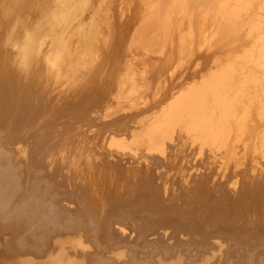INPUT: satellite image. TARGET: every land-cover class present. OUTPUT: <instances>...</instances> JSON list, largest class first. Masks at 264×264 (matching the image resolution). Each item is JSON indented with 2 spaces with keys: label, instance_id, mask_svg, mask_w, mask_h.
Wrapping results in <instances>:
<instances>
[{
  "label": "bare ground",
  "instance_id": "obj_1",
  "mask_svg": "<svg viewBox=\"0 0 264 264\" xmlns=\"http://www.w3.org/2000/svg\"><path fill=\"white\" fill-rule=\"evenodd\" d=\"M162 2L164 7L160 11L156 1H146L152 6L143 7L145 22L159 26L170 33L177 31L179 18L184 16L180 6L181 0H163ZM97 3L99 0H44L38 3L34 0H0V92L2 94L0 96L2 97L0 99V264H264V174H262L264 172H260L261 168L264 169V164L259 162L264 160V16L261 19L254 17L253 24L246 29L244 41H239L238 13L234 9V4H231L226 22L212 35L213 38L216 37V44L229 47L226 58L215 62L213 68L210 66L212 69H208L207 74L202 75L198 83L186 87L183 84L184 88H179L181 89V91L178 90L179 92L171 93L168 99L166 98L171 91V86L167 87L164 95L160 94L164 86L160 78L167 70L168 64L156 68L153 72L149 70L151 74L148 75L144 70L145 75L135 77L136 67L134 68L130 60L120 62L119 57L117 58L119 64L115 60L117 65L115 68L110 65L106 67L103 64L93 70L94 77L100 73L101 75L98 76L99 80L90 86L88 93L95 92L101 97L107 85L111 84L114 96V99L110 97L111 102L109 98H104L105 106L102 107L101 113L96 110L97 115L93 111L95 116L87 114L82 120L75 121L54 118L56 116L54 107L51 108L55 116L47 115L49 111H44V114L41 108L43 103L46 104L44 98L48 96L45 95L48 88L45 84L47 88L45 90L41 82L45 80L51 84L52 77L55 80L61 77H74L88 61V58L84 60V56L93 55V58L95 56L98 58L96 47L101 42L98 40L101 29L98 30L97 22L95 24L96 14L93 11ZM260 8L264 14V0ZM85 9L87 12V9L92 11V15L89 13L91 17L87 14L90 17L87 16L88 22H86L87 17L82 16ZM203 19L205 18L189 20V23L194 25V29L198 28L199 44L207 41L202 26L198 27ZM96 21L99 20L96 18ZM196 25L198 26L195 27ZM32 27L41 30L39 36L36 37L32 33ZM99 27L102 28V26ZM180 27L182 28L181 25ZM105 28L108 29L104 26ZM177 33L179 34L180 31ZM40 38L47 48L46 46L42 48L41 43H37L36 46V43L33 44ZM176 38L172 39L174 44L177 43L174 45L177 50L176 56L181 57L184 39L176 40ZM19 40L23 45L19 43ZM20 44L22 45L20 54L23 55L22 59H25V63L21 64L14 57L18 53L12 55L15 52L11 50V47H18ZM171 46L173 47V44ZM21 49L14 50L21 51ZM35 49H38V53L32 51ZM41 49L45 50H42L43 54L38 57L37 54ZM126 55L122 56L126 57ZM170 58L172 61L171 56ZM28 63L40 64L43 67L41 76H36V73L41 71L42 67L37 66L39 67L37 71L34 66L32 71L34 77L29 79V74L26 73L31 69L29 67L31 64ZM137 66L141 68L140 64ZM27 67L29 70L26 69ZM136 86L147 93L150 90L152 102L147 95L145 96L146 93H143L144 99H140L141 102L131 99L130 103H124L123 94L126 91H130L129 94L134 92ZM56 88L54 85L52 89ZM107 92H105L106 95ZM84 95L85 98L91 97L82 92L74 100H80L84 98ZM124 95L128 96V94ZM146 97L149 100L148 103ZM155 97L156 99H153ZM105 99L108 101L107 105ZM13 102L33 107V111L31 109L20 120L8 125L4 116H7L6 111L11 108ZM132 110L136 111L132 112ZM149 110L152 113L149 112L150 115L142 121L135 120L132 125L131 122L126 121V124L130 126L122 125H125L122 119H137L136 117H139L141 113L144 114ZM121 111L131 113L127 114L128 116L119 115ZM117 113L118 115H115ZM75 125L80 127L77 128ZM177 135L180 136L178 137L180 142H182L181 139L186 141L185 145L182 142L184 147L187 146L184 149L193 153L194 157L201 156L204 151H210L213 155L217 153L219 158L220 154L228 155L229 158L224 156L225 162L233 159L234 163H231L238 167L243 157H240L238 153L244 151L247 157L251 153L250 157L253 156L251 160L245 156L246 162L250 160L251 164L245 165L243 171L247 170L246 166H249L250 169L247 168L251 172L250 175L257 172L259 174L257 173L256 177L251 176L255 179L250 180L251 184L248 182L249 186L246 188L243 185L242 188L238 186L237 183L240 180L235 174L232 176V172V174L229 172L226 173L227 175L224 174L226 179L222 182L223 184L213 183V179L210 181L208 179L211 178L210 174L216 171L206 162L209 164H205L207 169L205 171L201 169V173L202 171L204 173L196 176L199 178L197 183L200 182V186L195 189L188 188L186 194H183L184 200L174 196L182 200V203L186 201V204L182 205L179 202L180 205H178L177 202L175 203L177 205L165 207L167 209L161 211L155 207L160 206L159 196L165 190L168 180L161 177L162 174L159 171L162 168L159 165L162 162L159 161L158 156L164 158L166 153H169V151L166 152L167 148L177 145L175 143ZM68 146L73 149L72 153L75 157L77 155V159L85 154L88 158L87 162L95 167L99 162L107 163L104 166L107 167L105 169L109 175L117 174L121 181L124 174H127L128 178L133 176L134 180L127 179L126 183L123 181L124 183L120 182L118 185L120 195L116 194L123 197L120 199L117 197L120 201L117 205L115 202L112 211L111 208L108 209L109 214L107 213L106 218H102L104 214L102 216L96 214L99 215L96 217L95 209L93 214V210L84 208L83 204H81L82 208L74 204L84 191L78 190L74 193V190L63 182L67 178L65 171L71 165L69 163L66 170L62 167L72 150ZM66 147L68 151L64 149ZM62 148L66 150V153ZM246 149L250 152L246 153ZM217 155H214V160ZM212 156L209 157L211 160ZM75 157H69L72 160L69 161L74 162ZM152 158L157 161L155 165L160 168L157 169L159 176L152 170L154 165L150 168L154 164H149ZM166 160L167 158L163 163L167 162ZM67 162L65 166L68 165ZM241 164L240 166H243L244 161L243 165ZM99 165L96 169H99ZM74 166L76 165L72 167ZM122 166H124L123 170H121ZM216 166L218 165L214 167ZM233 166L231 165L232 168ZM115 167H119L118 173H115ZM223 169L224 166L221 170ZM167 171H165L166 174ZM236 171L243 172L239 169ZM248 171L244 172L245 175L249 174L246 173ZM178 172L177 170L174 174ZM165 173L162 176H166ZM244 173H242L243 176ZM175 175L171 180L174 186L178 181L184 182L185 178L189 177L183 174L182 179L179 175ZM216 175L219 177V174L216 173ZM69 177L70 175L68 179ZM110 177L109 180H112ZM218 177L213 176L217 179ZM230 181L234 185L233 188L228 189L225 186V190L224 183ZM110 183L113 186V182L110 181ZM207 183L210 187L212 186V190L215 187L216 191L210 190ZM210 183L213 184L210 185ZM208 188L214 194L211 197L206 195ZM128 190L132 193L135 191L136 196L140 197L143 194L144 197H148V203L133 200V198V201H130V196L128 198L123 195ZM166 190L169 189L166 188ZM193 191L198 194L194 198H197L196 200L193 199L196 194ZM209 193L208 195L211 194ZM171 194L179 193L174 189ZM177 199L175 200L179 201ZM189 199L197 203L190 204L191 201L187 202ZM189 204V207L185 206ZM246 205H253L254 212H259L256 213L257 218H251L253 220L248 218L250 215L253 216V213L245 216V213L248 214L251 211H245ZM97 209L99 211V207ZM188 211L193 212L194 218L196 215L200 217V219L197 218L198 221L196 220L197 228H193L194 232H192V226H195L194 220L191 218L192 225L188 218L190 216L187 215ZM209 212L212 213L211 217ZM186 228L192 230V233H184Z\"/></svg>",
  "mask_w": 264,
  "mask_h": 264
},
{
  "label": "rangeland",
  "instance_id": "obj_2",
  "mask_svg": "<svg viewBox=\"0 0 264 264\" xmlns=\"http://www.w3.org/2000/svg\"><path fill=\"white\" fill-rule=\"evenodd\" d=\"M41 1H44V0H34L35 3H38V2H41ZM146 1H148V0H99V3L96 4V7H94V10H93V11H95V14H96L95 17H94L95 24H96V22L98 23V24H96L98 26V30L101 29V31H102V29H104V26L107 27L108 29L105 28L106 31H104L105 30L104 29L103 30L104 33L102 31V33L104 35L100 31V35L98 36L100 38V39L98 38V40L101 41V42H99V44L97 42L98 47H96V51H97L96 54L98 55V58L96 56L93 58V55H90V56H87L86 55V56H84V60H86L88 58L87 59L88 61H86L85 67L80 68L81 70L79 69L80 72L77 73L76 76H74L75 78L74 77H66V78H62L61 77V78H59V80L56 79V80H58V83L56 84V80L52 77L51 78L52 81L49 79L51 81V84H50L49 81H45L44 80L46 83L43 81L44 86H43V83L41 82V86L42 87L45 88V84H46V87L48 88V90H46L47 88H45V90H46L45 91V95L46 96L48 95V96L44 98L45 99L44 102H46V104L45 103H43L44 105L42 104V108L41 109L43 110V112L44 111H49V114L47 112V115H49V116H55V114H56V116L54 118H59V119L62 118V119H66V120L67 119H70V121L82 120V118L84 116H86L87 114L92 115V116H95V114L97 115L98 113H101L102 112L101 111L102 107L105 106V103L103 102L104 101V98H109L110 100L109 99H107V100H109L111 102V98L114 99V96H113V93H112L113 91H112L111 84L107 85V87H106L107 90L104 88L105 89L104 90V94L101 97L98 96V93H95V92H93L92 94H89L88 93L89 90H90L89 89L90 86H93L94 83L99 80L98 79L99 78L98 76L101 75V73H100L99 75H97L96 77H94L93 70L95 68L99 67V65H103V64L106 67L108 65H110V67H114L115 68V66H117L115 60L118 61L119 57L121 59V60H119L120 62H125L127 60H130L132 62V64L134 65V68L136 67L135 68L136 69L135 70V74H134L135 77H140L141 75H145L146 73L143 72L144 70L147 71V75H148V74H151V72H153V70H155L156 68H161L165 64H168L167 70L164 71L163 76H161V78H160L162 80V86L164 85L163 86V90H162V92H160V94H163L164 95L167 92V89H168L167 87L169 86V88H170V86H171V91H170V93H168L169 95L166 98V99H168L171 93H176V92L181 91V89H179V88H182L183 89L184 86L186 87L187 85H193L194 83H198L199 82V79L202 78V75H205L206 72H208L210 69L213 68L215 62L224 60V58H226L227 51H228V48L229 47H227V46L221 47V45L216 44V37L213 38L212 35H214V31L218 27L222 26L226 22L227 17L229 15V12L231 10V4L232 5L234 4V9L238 13V18H239L238 19V25H239L240 31H239V33L237 35L239 37V41H242L244 39V37H245V35L247 33V30L246 29H248L249 27H251V25L254 22V17H260V19H261L264 16L263 12L260 10L261 9L260 8L261 7V4H262V0H181L180 6H181V8L183 10L184 16H180V18H179L180 21H178L179 25H178L177 31H180V33L178 34L177 31L175 30L174 32H171L172 33L171 34L170 31L163 30L159 26H156V25H154L152 23L149 24V23H146L145 22V20L143 18L144 12H142L143 7H146L147 8V7L152 6V5H150V3H146ZM150 1H153V0H150ZM155 1L158 3L159 10L162 11L163 10V7H164L163 6V2H162L163 0H154V2ZM235 2H237L236 5H235ZM146 4H148V5H146ZM87 10H88V12L85 9L84 13L82 14V16L84 15L83 17H87L88 16L87 14H89V13L92 15V11H90V9H87ZM150 10H151V8H150ZM146 11H148V10H146ZM90 14H89V16H90ZM202 17H204L205 19H203V21L201 22V25L200 26L196 25L195 27H197V26L198 27H201L202 26V30L205 31V34H206V37L205 38L207 39V41L205 43L202 42V43L199 44V42H198L199 39H197L198 38V36H197V29L198 28L194 29V25L192 23H189V20L196 19V18H199L200 19ZM87 18H86V20H87L86 22L89 21V18L88 19ZM96 18L99 21H96ZM38 22L40 23V21H38ZM187 22H188V26H187ZM108 24H110V25L109 26H106ZM190 24L192 25V27H191ZM180 25L182 26V28L180 27ZM99 26H102V28H100ZM192 28H193V30H192ZM179 29H182V30H179ZM167 30H169V29H167ZM40 31L41 30H38L37 27L36 28L35 27H32V33H34V35L36 37L40 35ZM192 31H194V32H192ZM167 32H169V33L167 34ZM174 35H175V37H174ZM100 36L101 37L104 36V37H102V39H101ZM176 37L178 38V40H179V38H183L184 39V45L182 47V53L180 55L181 57H179L178 55H177L178 57L176 56L177 50H176V48H175L174 45H176L177 43L175 42V44H174L173 43V40H172V39H175ZM177 38H176V40H177ZM23 40H24V38H23ZM37 40H36V42L33 43V44L36 43L35 46L37 45V43H39V44L41 43L42 44V48L44 46H46V48H47V45H45L43 43L44 41L41 38L40 39H37ZM19 43H21L20 40H19ZM21 44L18 45V47H15V46L14 47H11L12 48L11 50L13 52H15V53L11 52V53H13L12 55H15L16 53H18V55H19L22 52V49H21L22 47L20 48V46H22L23 44L22 45ZM172 44H173V47L174 48L171 46ZM196 45H197V47H194ZM16 46H17V44H16ZM170 46H171V49H170ZM192 47H194V48H192ZM15 48H16V50H17V48L18 49H21V51H15L14 50ZM34 48H36V47H34ZM169 49H170V52H169ZM190 49L191 50L193 49V50L191 51ZM194 49H196V51ZM42 50H45V49H41L40 53L37 54V56L43 54ZM32 51H34V53H36V52L38 53V49H35V50H32ZM174 51H175V53H174ZM117 54H118V56H117ZM16 55L14 57H15L16 61L19 60V61H17L19 64L25 63L24 62L25 59L24 60L22 59V56H23L22 54L19 55L20 57L18 55L17 56ZM115 55H116V57H114ZM122 55H124V56L126 55L127 59L125 60L126 57H124ZM170 56L172 57V61H170L171 60ZM119 61H118V64H119ZM107 62L109 64H107ZM113 62H115V63H113ZM110 63H112V64H110ZM135 63H138V64H135ZM28 64L30 65L31 63H28ZM139 64H140L141 68H138L137 65H139ZM34 66H36L35 68H36L37 71H38L39 67H42L40 64L36 65V63H34L33 65L31 64L29 66L31 68L30 70H29V67H27L26 69L29 70V72L27 71V73L26 72L25 73L27 75L29 74V77L26 74L25 75L29 79H31L32 76L34 77V73L32 72ZM37 66H39V67H37ZM40 69H42V70L41 71L39 70V72H37L39 74L36 73V76L37 75L41 76L40 75L41 74L40 72L43 71V67L40 68ZM113 69H111V70H113ZM30 73H32V74H30ZM42 77H44V76H42ZM44 78H46V77H44ZM53 79H54V82H53ZM52 82L55 83L54 84L55 85V88L56 87H58V88H56V89L53 90L52 88H54V85L52 84ZM32 83H34V81ZM59 83H62L63 85L62 84H59ZM187 83H189V84H187ZM38 84H40V82H38ZM183 84H185V85L183 86ZM51 85H53V86H51ZM109 86H111V87H109ZM92 90L95 91L94 89H92ZM141 91H143V92H141ZM82 92H85V94L91 95V97L90 98H85V95H84V98H81L80 100L78 99L79 101L78 100H74ZM105 92H107V95L105 94ZM109 92H111V94H108ZM129 92L130 91H126L124 93L126 95L128 94V96H125L123 94V98H125V100H123L124 103L125 102L126 103L127 102L130 103L129 100H131V99L136 100L137 102L138 101L141 102L142 100H140V99H144V97H142L143 96V93H146L145 96L147 95L148 99L150 98L149 99L150 102H152V100H151V96H152L151 94L152 93L150 92V90L147 93L143 89H141L138 86H136L134 92H132L130 94H129ZM0 96H2L1 92H0ZM147 97L145 99H147ZM1 98L2 97H0V99ZM137 98H138V100H137ZM148 99L146 100V102L147 101L149 102ZM153 99H156V97L153 98ZM105 101H106V99H105ZM107 102L108 101H106V105H107ZM100 104L102 106H99ZM24 105H25L24 103H16V102H13L12 105H11L12 110H11V108H9V110L6 111V109H5V111L7 112V114H6L7 116H4V117H5V122H7L8 125L14 124L18 120H20L24 116V114L26 112H29L31 109H32L31 111H33V107L30 108V107H26V105L25 106ZM46 107H47V109H46ZM51 107L52 108L54 107L53 109H56V111H55L56 113L53 112V109ZM112 107L115 108L116 106H112ZM15 109H16V111H14ZM34 110H36V109H34ZM50 110H51V112H50ZM96 110H97L98 113H95ZM153 110H155V109H153ZM93 111H94L95 114L92 113ZM135 111L136 110H134V111L132 110V112H135ZM16 112H17V114H16ZM74 112H75V114H74ZM149 112H150V110L149 111H146L145 113H149ZM50 113L52 115H50ZM130 113L131 112H129V113L128 112L127 113H122V111H121L119 113V115H121V114L123 115L124 114V116H128L127 114H130ZM145 113L144 114L141 113L139 117H136L137 119H131V120H129V119L128 120L127 119L126 120L125 119H122V122L125 123V125L124 124H122V125L123 126H128L129 124H126V121L131 122L130 123L131 125H132V122L133 121L135 122V120H136V122H140L143 119L147 118L150 115V113H152V111L149 114H145ZM8 114H11V115L8 116ZM44 114H45V112H44ZM115 115H118V113L115 114ZM71 117H72V119H71ZM84 124L85 125L86 124L88 125V123H84ZM75 126L77 128L80 127V125L79 126L78 125H75ZM75 126H73V127H75ZM62 127L63 126H61V128ZM65 127L67 128V126H65ZM61 128H59V129H61ZM84 128H85V126H84ZM178 137H180V136L177 135L175 137V143H177V145L174 144L175 145V146L173 145L174 147L169 146L170 148L168 147L167 150H166V152L169 151V153L168 152L166 153V155H165L166 157L164 156L165 159L167 158V160H166L167 162L163 163L165 161V159L162 158L161 156L160 157L162 159H160V157L157 155L159 161L162 162L159 165L162 168L160 171L157 170V169H160L159 166L158 165H155V164H157V161L156 160H154L152 158L154 161L152 160V162L149 163L150 165L152 163H154V164L151 165L150 168H152L154 166L156 167V169L154 167V168H152V170H153L154 173L156 171V173H157L156 175L157 176H159V174H160L159 172H161V174L164 175L163 173H165V171H167L168 169H170V170H168L169 173H168V171H167V174L165 173L166 176H162L161 175L162 179H165L166 178L168 180V182L166 183L167 185L165 184V187L167 189H169V190L171 189V191L169 192V190L167 191L166 188H165V190H164L165 193H164V191H162L161 194H160V196H159V202H160L159 205L160 206L158 207L156 205L155 208H158L161 211H164L165 209L170 208V207H172L174 205H177V204L178 205H180V204L184 205V203L186 204V201H184V203H182V200H184L183 199V194L184 193L186 194V191H188L187 190L188 188L189 189H195V188H198V186H200V182L197 183L198 182L197 180H199V178L196 177V176L204 173L205 169H207L206 168L207 166L205 164H207V165L211 164V166H212L211 169L215 170L216 173L219 174V177H218L216 175V173H214L213 171H211L214 174L213 173L210 174L209 177H211V178L208 179V181H210V180L213 179V181H212L213 183H215V182L216 183L221 182V184H223L222 182H225L224 179H226L225 178V176L227 175L226 173L227 172H229V173L232 172L233 173L232 176H234V174H235L236 177H237V179L239 178L238 180H240L237 183V184H239L238 186L240 188H242V185H243V187L246 188V186L247 187L249 186V183L251 184V181L250 180H253L254 181V179H255V178L253 179L251 176L256 177L259 174V172H257L258 174L257 173H254L253 175H250L251 172L248 171V168H249V166L251 164V163H249L250 160H251L250 158L253 157L252 155L250 157V154L251 153L248 154L249 157L246 156V154L244 153V151L240 152L241 155H240V153H238V155L240 157L243 156L242 158L244 160L242 158H241V160L244 161V165H243V161L241 162V160H240L239 166L237 167L236 165L233 164L234 163V160L233 159H228L229 158L228 155H223L222 154V156H221V154H220V158H219V155H217V153H215L214 155H217V156H215V160L218 158V161H216V162L214 160V155L211 154L210 151H204V153L206 152L205 154H207V155H205L204 153H202L201 156L194 157L192 155L193 153H190V151H188L189 152L188 153L184 149V148L187 147V146L186 147L183 146V144L185 145V142L186 141L184 142V140L181 139L182 142H184L182 144V142H180V139ZM67 142H65V143H67ZM69 146H70V144H69ZM69 146H68V148L71 150L72 148L69 147ZM68 148L66 147L64 149H66L68 151ZM174 148H175V150H174ZM64 149H63V151H64ZM170 149H172V150H170ZM66 150L64 151L65 153H66ZM70 150H69V152H70ZM246 150H247V152H246ZM246 150H245L246 153L250 152L249 149H246ZM72 151H73V149L71 150V153L67 152V154L69 153V156L67 154H65V155H67V157H66L68 159L67 161H69L72 157H75V154L73 155ZM210 154H211V156L213 155L212 156V158H213L212 160L210 159L211 156H209L210 158L208 157V155H210ZM185 155H186V157H185ZM224 156H227L228 157L227 158L228 160H226V162H225ZM245 156L250 159V160L248 159L249 162L248 161L246 162L247 159L245 160V158H246ZM69 157H71V158L69 159ZM153 157H154V155H153ZM188 157H190V158H188ZM193 157H194V159H193ZM75 158L76 159H74V162H72V163L70 162L72 160H70L69 162L66 161L68 163L67 166H65L66 165L65 164L66 162H64L65 160H63V162H64L63 165L64 166L62 165V167H64L63 169H65V170L68 169L66 167L69 166V163L72 166L73 165H76L74 167H72L71 165L69 166V169L65 171L66 172L65 175H66L67 178H65L64 181H63L69 187H71L72 190H74V193L77 192L78 190L79 191H84L83 194H81V196L77 200H75L74 204H76L80 208H82L81 204H83L84 208H87L90 211L93 210L92 213L94 212V209H95L96 212H94L95 214L94 213L93 214L96 217H98L100 214H101L100 216H102L104 214L105 216L103 215L102 218L103 217L106 218L107 215L109 214L108 209L111 208L110 210L112 211V209H114L115 202H116V205H117V202L120 201V200H117V199L118 198L120 199L121 197H123L122 195L120 197V196H117V194H116V193L119 192L118 191V189H119L118 188L119 187L118 185L120 184V182H123V181H125V183H126L127 179H130L132 181L133 176L131 175L128 178V177H126L128 175L127 174L126 175L124 174L126 178L124 177V175H122L123 177H122V181H121V180L118 179V175L117 174H113L114 176L113 175H109V172L106 171L107 167H105L107 165V163H104V164L102 163L101 164L99 162L98 163V165L100 164L99 167H98L99 169H96V167L98 165H96V167H95V165H92L90 162H87L88 161V158L85 157V154L83 156H81L80 158H78V159H77V155H76ZM195 158L196 159H200V160H196ZM155 159H157V157ZM76 160H77V162H75ZM262 161L260 160L259 162L261 164H264V160H262ZM206 162H208L209 164L206 163ZM213 162H215L216 164L213 163ZM219 162H221V164ZM231 162H233V163H231ZM127 163H129L128 160H127ZM166 163H168L169 165L166 164ZM224 163L226 164V166H225ZM228 163H230V164H228ZM246 163H249V164H246ZM163 164H166L167 167H166V165H164L165 167L164 166L162 167L161 165H163ZM240 164L243 165V166H240ZM215 165H218V166L214 167ZM222 165L224 166V169L223 170H221L223 168ZM231 165L232 166L234 165L233 166L234 169L231 167ZM245 165H249V166H246V169L247 170H245V171H248V172H246L247 174L249 173L248 175H245V173H244L245 171H243V169H245ZM101 166H102V168L100 169ZM221 166H222V168H221ZM227 166H230V167H227ZM93 167H95V168H93ZM189 167H191V168H189ZM242 167H244V168H242ZM115 168H116L114 170L115 173H118V170L119 169L117 170V168H119V167H115ZM163 168H164V170H163ZM194 168H195V170H194ZM225 168H226V171H225ZM230 168L233 171L230 170ZM235 168L237 170L239 169V171L242 170L243 172L240 171V173H238ZM240 168H242V169H240ZM70 169L72 171H70ZM123 169H124V166H122L121 170H123ZM201 169L204 170V171H202V173H201ZM177 170L179 171L178 173H176L177 176L179 175L182 178V176L184 177V175L185 176L187 175V176H189L191 178L186 177L185 178L186 181L181 182V183H179V181H178L177 182L178 185L175 184L176 186H174L173 185L174 183H172L171 180H172V178H174V175H175L174 173L177 172ZM220 170L223 173H221ZM261 170H260V172H264V169L261 168ZM61 171H62V169H61ZM97 171H98V176H97ZM68 172H69V174H68ZM99 172L101 174H99ZM63 173L61 174L62 176H63ZM242 173H244V176L248 177L249 179L248 178L246 179V177H244ZM224 174H226V175L224 176ZM240 174H242V175H240ZM262 174H264V173H262ZM68 175H70L69 179H68ZM109 176H111L110 179H112V180H109ZM213 176L214 177L215 176L218 177V179L217 178H213ZM220 176H221V179H220ZM239 176H243L244 179H242L243 177H239ZM209 177H207V178H209ZM63 178H64V176H63ZM98 179H100L101 181H99ZM234 179H236V178H234ZM65 180H67V181H65ZM110 181L113 182V186L110 183ZM189 182H191V183H189ZM231 182L232 181H230V182H228L226 184L224 183V186L223 187L226 186L228 189L233 188L234 185H232ZM213 183H210V185H212ZM69 184H71V185H69ZM207 184H208L207 187H210L209 186V183H207ZM168 185H169V187L171 186L173 188L167 187ZM238 186L237 187L235 186V188L238 189L239 188ZM211 187H210V190H212ZM220 187H221V185H220ZM226 187H225V190H226ZM76 188H78V189H76ZM214 188L212 190L213 192L216 191V190H214ZM174 189H176L177 193H179L180 195L179 194H174V195L171 194V192L174 191ZM129 190L127 192H124L123 193L124 197H127V196H128V198L131 197V200L130 201L139 200V201H144V202L148 203L147 202L148 201V199H147L148 197H144L143 194H141L140 197H139V195L136 196V192L135 191H133V193H132V191H129ZM182 190L184 191L183 193H182ZM210 190H209V188H208V191L206 189V192H208V193L210 192L211 193V194L209 193L210 195H208V193L206 194V192H205V194L208 197L209 196L211 197L212 195H214V194H212L213 192L210 191ZM196 191H193V192L196 193ZM167 192H168V195H167ZM144 194H146V193H144ZM118 195H120V194L118 193ZM169 195H171V196H169ZM197 195H198L197 193L194 194V196L192 195L193 196V199L195 197H197ZM145 196H148V195L146 194ZM162 196H163L164 199L162 198ZM174 196L175 197L178 196L182 200L180 201V199L174 198ZM132 198H133V200H132ZM142 199H144V200H142ZM166 199H168V201H166ZM175 199H177L179 201H176ZM191 199H189L187 202L191 201L192 203L189 202L190 204L197 203V202H193L197 198L194 199L193 201ZM173 200L175 202H171ZM179 202H180V204H179ZM175 203H177V204H175ZM190 204L189 205H185V206H188L189 207ZM101 205H102V208H101ZM110 206H112V207H110ZM246 206H248V207L250 206L249 209H247L248 207H246ZM246 206L244 207L245 208V211L246 212L248 210L249 211L251 210V211L250 212L248 211L249 212L248 214L245 213V216L253 213L252 214L253 216L250 215L248 218L255 219L256 213H259V212H254L255 209L252 207L253 205H246ZM98 207H99V211L101 210L100 213H98L99 212L98 209H97ZM165 207H167V208H165ZM103 209H105V210H103ZM197 211H199V213H200V210L199 209H197ZM102 212H104V213H102ZM205 212H207V211H205ZM188 213H187V215L190 216L188 218H190V220H191V218H192V220H194L193 222H194L195 226H192V230L193 231L186 228L187 230L184 231V233H186V234H188V233L190 234V233H192V232L195 231L194 229L197 228V224H196V222L198 221L197 218L200 219V217L198 215H196V217L194 218V215H192L193 212L188 211ZM209 213H207V214H209V216L211 217L212 216L211 215L212 213L211 212H209ZM96 214H99V215L97 216ZM207 214H206V216H207ZM209 216H207V218H209ZM253 219H251V220H253ZM192 220H191V222H192ZM193 222H192V225H193ZM160 236H158V237H160Z\"/></svg>",
  "mask_w": 264,
  "mask_h": 264
}]
</instances>
